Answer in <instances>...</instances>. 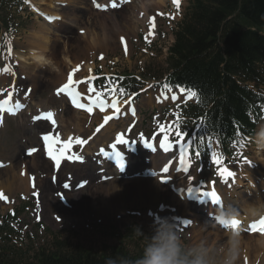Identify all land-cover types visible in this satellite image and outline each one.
<instances>
[{
    "label": "rangeland",
    "instance_id": "rangeland-1",
    "mask_svg": "<svg viewBox=\"0 0 264 264\" xmlns=\"http://www.w3.org/2000/svg\"><path fill=\"white\" fill-rule=\"evenodd\" d=\"M29 1H32V4H37L40 0H23L25 8L22 6L21 9L15 10V12L11 11L14 18L21 24L14 36L17 46L16 55L26 52L27 42L32 40L34 34L40 30L42 31V25L47 26L46 24L50 22L48 19L45 22L44 19L33 14ZM109 1L56 0L53 6H55L54 11L59 15L52 14V16L55 15L56 17H53L58 18V20L55 19L56 21L51 22L52 27L46 33L48 42L43 52L50 64L38 65L33 71L29 67L30 74H26L16 62L15 54V58L13 56L8 58V66L12 70L0 75V91L5 90V93L7 92L14 76L18 91L16 96L19 100L26 96L27 89L32 87V90L27 96V98L29 96L30 98L22 106V112L19 111V117H6L4 124L0 125V160L3 163L6 162L4 169L10 170L13 167L14 172H18L23 164L26 165L30 180L35 179V186H37L36 182L42 180L44 182L43 187L50 184L48 179L39 178L43 174L42 172H45L44 169H50L49 164H52L47 158L41 157L43 155L41 136L50 132L52 126L50 127L44 118H33L39 116V113L43 110L45 112L53 111L55 125L58 126L62 121H65L66 125L69 118L74 116V118H81L80 130L85 131L82 127L84 118L80 114H72L67 111L69 106L71 107L68 98L62 97V95H60L62 98L59 95H54L55 89L61 83H66V72L69 67V69H72L68 65L69 61L74 62L76 59H80L78 61L80 63L79 69L75 73L79 77L81 76V79H87L88 84L89 77L96 74L94 70L97 68L99 69L98 75L105 76V78L113 68L117 72L127 71L136 75L137 78L142 77L147 81V85L136 100L138 116L132 121L131 117L122 113L120 119L110 122L113 125L109 130L100 127L102 130L97 133L99 122L104 118V115L98 109L101 114L97 116V119L92 120L94 117L89 118V121H93L91 128L86 133L78 132V134L80 133V140H87L89 136L97 135L89 140L88 150H84L87 146L86 143H83V145L76 143L72 148V153L79 155L78 160L63 162L58 167L57 172H59L61 179L59 176L57 180L59 185L53 186L54 188L49 191L48 197L51 198H49L50 202L45 207L41 206L44 196H41L42 194L38 188L33 190L36 191L35 194L30 190L28 196L22 191H16V194L11 191L6 192L5 189L8 188V181L6 182L7 172L5 170L1 171L0 192L9 198L11 203H7V205L0 200V220L2 221L0 222L2 224L0 225V244L9 247L16 252V255L25 259L31 258L40 247L51 245L55 238L65 241L68 245L79 244L94 250L102 249L103 246L120 245L129 253H135L138 248L144 247L150 241L155 228L163 223L166 218L175 227L185 252L194 247L206 248L208 258L214 261L215 264H220L227 250L228 238L229 236H235V234L223 233L222 235L219 233L221 229L207 219L206 216H201L198 212L194 216V210L188 205L190 202L185 206L187 214L191 217L189 218L190 223L187 225L188 228L173 220L175 215H181L182 206L172 203L171 198L162 193H159L154 200L151 196L123 199L120 204L112 207L105 215H98L93 208L97 201L93 200L95 197L89 195V193L94 192V187L108 181L105 178L102 179V183L92 186L94 183L92 182L90 185V179L84 176L88 167L96 170L95 173L100 170L105 171L103 164L109 162L107 160L109 158L105 154H103L105 156L102 157V160L97 156L94 158L95 155H98V150H102V153L103 151L107 152L109 150L108 146L113 142L112 137L116 133L128 141L129 148L133 147L134 149L142 148L141 139L152 140L156 136L166 138L165 133L161 131V127L164 125L172 126L173 122L181 118L182 109L194 102L193 98L186 99L183 96L177 101L164 99L161 96L162 89L152 80L156 75L162 77L166 72L167 50L172 39L171 32L186 11L189 0H181L179 11L176 10L175 13L169 15L156 14L155 9L150 5L146 7L145 13L138 12L139 0H133L130 3L125 0H122V2L118 0L117 4L122 5L118 9L111 7ZM160 1H162L160 6L162 8L165 0ZM166 1L168 3L172 0ZM97 4L102 6L98 8ZM34 7L36 6L34 5ZM47 8V6H41L44 11ZM150 18H154L155 24L151 35L149 34ZM103 23L106 24L105 30L102 27ZM121 30L123 32L120 33ZM104 32L109 35L108 48L104 49L101 46L102 44H99L101 47L98 49L84 50V54L80 53L84 44L86 45V42L92 41L91 37L97 40L101 39L102 36L100 35ZM83 55H87L91 59L84 60ZM2 56H4V59L7 57L4 54ZM75 65L77 68L78 65ZM13 71L14 75H12ZM61 73L63 75L62 79L58 81ZM108 83L107 80L105 82L101 81L98 85L99 90L105 92ZM89 85L98 92L93 84L90 83ZM85 86L77 87V89L85 88ZM110 92L113 95L104 97L106 100L116 98L118 102L122 101L125 104L126 100L121 97L119 90ZM93 93L95 94V92ZM93 93H89L86 86L82 99L88 102L84 97L86 95L95 97ZM158 97L164 100L158 101ZM24 100H26L25 97ZM61 111H64V113ZM71 129L72 124L70 123H68L67 129L59 127L58 136L63 139L67 134H70L71 136H68L72 137L75 130L72 131ZM178 130L181 132V128ZM167 137L174 143L178 139L176 134L171 133ZM259 139L264 142L263 122L258 126L253 140H246L241 148H232L228 155H223L219 144L212 138L210 150L207 151V148H205L204 153L191 155V165L188 172H185V177H183L187 182V187L213 188L217 196L223 199L224 205L222 207L224 206L223 209L227 214L229 213L228 215H244L252 212L255 215L259 209L264 210V145H261L262 149H258L260 147ZM103 143L106 146H102ZM36 145L41 150H37ZM30 149L37 150V153H34L35 156L32 155L33 153H29ZM137 153L140 154V151ZM16 154H19L20 161ZM67 154L71 153L67 152ZM213 154L220 159L224 169L235 174L234 177L221 176V165L214 163ZM12 156L15 157L11 159ZM132 157L135 161L141 162L145 159L142 155L138 159L135 155ZM21 161H24V163ZM30 161L35 163L43 161L44 167H36V165L33 167L30 165ZM130 162L131 160H129ZM92 163L94 164L92 165ZM36 176L39 178H36ZM95 177L97 176L95 175ZM156 177L159 179L160 175L157 174ZM153 179L151 178V180ZM200 179L204 180V185H201ZM237 180H241L239 186ZM69 182L74 183V187L71 188V191H74L73 196L69 195L70 192L64 188V185ZM243 183L247 185L244 186ZM82 184L85 186L81 187ZM161 184L164 185V183ZM229 184L231 187H228ZM127 185L125 184V186ZM163 187L165 188V186ZM57 193L64 195L63 198L69 206H63L57 201V199H60ZM77 203H79V206H76ZM172 208H175V210L173 211ZM137 228L140 229L141 235L136 234ZM215 230H217L218 236H216ZM241 233L236 235L241 245V257L237 264H258L259 258L264 256V247H261L258 252V257L259 253L261 254L260 257L256 260L254 258L256 253L254 242L259 236L250 235L247 230Z\"/></svg>",
    "mask_w": 264,
    "mask_h": 264
},
{
    "label": "trees",
    "instance_id": "trees-1",
    "mask_svg": "<svg viewBox=\"0 0 264 264\" xmlns=\"http://www.w3.org/2000/svg\"><path fill=\"white\" fill-rule=\"evenodd\" d=\"M11 1L0 0V21L7 30L13 26L7 7L18 0ZM173 36L163 82L196 90L198 102L187 115L202 121L225 150L240 143L239 132L251 136L264 105V0H191ZM124 76L126 88H139L133 76ZM143 248L94 250L55 238L25 259L0 244V264H107L109 259L126 264Z\"/></svg>",
    "mask_w": 264,
    "mask_h": 264
},
{
    "label": "bare ground",
    "instance_id": "bare-ground-1",
    "mask_svg": "<svg viewBox=\"0 0 264 264\" xmlns=\"http://www.w3.org/2000/svg\"><path fill=\"white\" fill-rule=\"evenodd\" d=\"M55 1L56 0H40L35 5L37 10L35 9V7H34V9L36 11H38V12H43V9H41V6H47L48 7L47 10H49V11H47L46 9H45V11L48 12L49 14H55L57 16L59 14H57L54 11L55 10L54 9L55 6H53ZM138 3H139V7L137 8L138 9L137 11L138 12H144V13L146 12V7H149V5H150V7L154 8V9H156V8L159 9L160 6L162 5V1H160V0H159L158 3H155V4H151L150 0H139ZM55 15H53V16H55ZM111 20H113V19H111ZM51 22L52 21H50L49 24H46L47 26L42 25V31L40 30L39 32L34 34V37L32 38V40L27 42L28 45H27L26 52H24L21 55H16L15 54L16 55V59H17L16 62H18L20 67L23 69L24 73L30 74L29 70L31 69L33 71V69L36 66H38V65L39 66H45V65L50 64V61L48 60V58H46V56L44 55L43 52H44V50L46 48V45H47V42H48V37L46 36V33H47L48 30H51V27H52ZM127 22H128V20H127ZM102 27L105 30L106 24L103 23ZM121 32H123V31L121 30L120 33ZM100 36H102V37H101V39H98V40L95 39L94 37L93 38L91 37L90 39L92 41L86 42V45L84 44V46L80 50V53L84 54V50L91 51V50L98 49L101 46L104 49L108 48L107 40L109 38V35L106 32H104ZM99 44L100 45L102 44V45L99 46ZM83 58H84V60H90L91 59L87 55H83ZM79 60L76 59V61H74V62L69 61L68 65L71 66V68H75L76 69V65L75 64H77L79 66L80 65V63L78 62ZM25 63H27V64H25ZM68 65H66V66H68ZM51 66H53V65H51ZM29 67H30V69H29ZM88 67L90 68L91 66L89 65ZM69 68H68V70H69ZM70 72H72V69L70 70ZM75 75L76 74H74V76ZM62 76L63 75L61 73L60 77H58L59 78L58 81H61ZM67 76H68V74L66 72V76H65L66 77V81H67ZM78 79L79 78L76 75L75 76V80H78ZM63 84H61V85H63ZM80 86H85V85H78V87H80ZM85 88H86V86H85ZM85 88H79V90H78L81 93V99L84 96L83 92L85 91ZM175 94L178 96V92H175ZM62 95H64V94H62ZM168 95L170 96L171 94H168ZM58 99H59V97H58ZM157 100L159 101V100H164V99L163 98L159 99V97H158ZM84 101L85 100H83L82 102L85 103V104L88 103V102H86V101L84 102ZM85 110L86 109H84L83 111H85ZM67 111L71 112L72 114L73 113L74 114H80L81 117L84 118V121L82 122L84 124H83L82 127H83V129L85 131L80 130V128H81L80 127L81 118H74V116L69 118L68 123L72 124V129L71 130L72 131H73V129L75 130L74 131L75 133L73 132V134H72L73 140H75V138H77V137L80 138V133H86L87 130L89 128H91V125H92V122H93L92 120H96L97 116L99 114L102 113V115H104V117H105L106 115L109 116L110 114H112L114 112L111 108H106V110L104 112L99 113L98 112V108L97 109L93 108V110H92L93 113L92 114H85L84 112L77 111V110L73 109L70 106L67 109ZM73 111H75V112H73ZM61 112L64 113V111H61ZM122 113H124L125 116L127 115L125 110H123L119 114L120 118H121V114ZM90 117H94V119L89 121ZM113 121L114 120H111L110 122H113ZM46 123L48 125H50V127L51 126L54 127V128L51 127L50 130L55 132V133L60 131L59 127L67 129V126H68V123L65 125V121H62L61 124H59L58 126L55 125V123L53 124V123L48 122V121ZM112 125H113V123H110L109 125H107L105 127L106 130H109L112 127ZM56 129L58 131H55ZM79 131H82V132H80L78 134ZM68 135H70V134H67L66 137L63 138L62 140L60 139L58 134L56 135L57 143L54 144L53 149H65V151H64L65 153L63 152L62 156H61L60 152L53 153V155H56V156L61 158L60 163L62 162V160H63V162L72 160V159H68L67 158V152L72 153L73 152L72 148L76 145V143L73 142L69 146L65 147V142H67L69 137L71 136V135L70 136H68ZM118 136L119 135L116 133L112 137L115 143L117 142V137ZM105 143H107V142H105ZM105 143H103L102 146H104V145L106 146ZM259 143H260V147L258 146L259 147L258 149H262L261 145H264V142L262 140H260ZM77 144H79V143H77ZM159 144H160V139L155 141V146H156V150L155 151L153 149L147 148V149H144L146 151L140 152V154H138L137 152L136 153L130 152L129 153V158H130L131 162H130V165H129V169L126 172L124 170H120L118 168L116 162L113 161L114 158L110 155L112 153L113 149L110 146H108L109 150L107 152L105 151L107 156L109 157V159H107V160H110V162H107V163L103 164V166L105 167V171H107V172H105L104 170H100L98 173H95L96 170H92L90 167H88L87 170H85L86 174L84 176H86L87 179H90V185H91L92 182L94 183V184H92V186L102 183V179H105V178L108 179V181H106L102 185L94 187V192L93 193H89V195H92L93 197H95L93 200L97 201L94 204L93 208L97 211L98 215H105L107 213V211L111 210L112 207L120 204L123 201V199H127V198L132 199V198H137V197L146 198V197L151 196L152 199L154 200V198H156L159 195V193H162L163 195H166V196L168 195L171 198V202L172 203L182 206V210H181V216L182 217L188 216L187 218H191V217H189V215L187 214V210L185 209V206L188 204V202H190L188 205H190V208L194 210V213H193L194 216H196L198 213L201 216H206V215L203 214V213H206L208 215L206 217H208L209 219H211L210 217H213L214 219H216L218 221V222L216 221V224H218V226L224 230V232L222 230L219 232L222 235H223V233H231V234H228V235H232V233L234 232L232 230V228L237 229L234 233L240 234L241 232H243V230L246 228V226H250L253 223H256L257 221H260L261 219H264V210H261V209H259L258 212L255 215L252 214V213H254L252 211H251L252 213H247V214H244V215H239V214H230V215H228L229 213L227 214L225 212V210L223 209L224 206L222 207V205H224V201H223V204L221 202V204H219V205L212 203V201L201 202V197L194 193V190H197L198 188H194V189L188 188L187 187L188 186L187 182L183 178L184 175H185L187 166H186V161L185 160L181 161L179 147L177 146L178 149H175L173 151H169V150L165 151L164 149L160 148ZM88 145L89 144H87V146L85 147L86 149H84V150H88L89 149ZM36 147H37V150L40 149V147L38 145H36ZM37 150L34 151L35 154L37 153ZM117 150L121 154H123L125 152V147L121 146V145L120 146L117 145ZM98 151H99L98 155H95L94 158H96V156H97L98 158H100L102 160V157L104 158V156H105V155L103 156L104 151H103V153H102V150H98ZM35 154L33 153L32 155L35 156ZM16 155H18V159L20 161L21 158L19 157V154H16ZM133 155H135V157L137 159L139 158V156L142 155L143 158H145V159L142 162L138 161V160L135 161V159L132 157ZM15 156H12L11 159L13 157H15ZM73 156H75V154H73ZM41 157H43V158L45 157V159L47 158V160L51 161V163H52V164H49V162L47 161L49 166H50V169L49 168L44 169L45 172H42L43 173L42 175L40 173V175H41L40 178L38 177L39 175L36 176V178H39V179H45L46 178V179H48L50 181V184L45 186V187H43V185H44L43 180L40 181V182H36L37 186L34 185L35 184L34 183L35 179L34 180L33 179L30 180V178H29L30 175L28 174V169H27L26 165H24V164H23V166H21V168L19 169L18 172H14V168L13 167L10 170L9 169H4V167L6 165V162H4L0 166V172L3 171V170H5L7 172L6 173L7 174L6 182L8 181L7 182L8 183V185H7L8 188L5 189L6 192H10L11 191V192L15 193L16 191H22L24 194H26L28 196V194L30 193V190L32 191V193L35 194L36 191H33V190L38 188L40 190V193L42 194L41 196H44L42 198L43 199V203H42L41 206L45 207L50 202L49 198H51V197H48L49 191L52 190V188H54L53 186L59 185V182L57 183V180L59 179L60 174H59V172H57L58 166L55 164L56 162L52 158V156H50L49 154L44 153ZM104 162H106V161H104ZM22 163H24V161ZM44 163H46V162H44ZM93 164L94 163H92V165ZM30 165H32L33 167L35 165H36V167L37 166L44 167L43 161H38L37 163H35L34 161H30ZM165 165H167L168 168H169V172L166 173L167 175H166V178H165V181H168L167 184L165 183L164 185H162L159 182L158 178H154L153 180H151L149 175L153 174V173H158V174L160 173L161 174V171H163V167ZM47 171H50V172H47ZM122 171L124 173H122ZM95 175L97 177H95ZM60 179H61V176H60ZM68 180H70V179L68 178ZM239 181H241V180H237L236 181L238 186H239ZM125 184H128V185L125 186ZM67 185H69L68 189L65 188V185H64V188L68 192H70L69 195L74 194L73 193L74 191L73 192L71 191V188L74 187V183L69 182ZM243 185L245 186L247 184L243 183ZM163 186H165V188ZM250 186H251V184H250ZM228 187H231V185L229 184ZM207 190L209 192L214 191L212 188H208ZM76 192H78V191H76ZM57 195L60 198V195L58 193H57ZM63 197H64V195L62 194L61 198L59 200L57 199V201L60 204H62L63 206H69V204H67V202L65 201V199ZM8 203L10 204L11 202H8ZM195 203H196V205H198L197 207H194ZM76 206H79V203H77ZM250 210H251V208H250ZM53 217H55V215H53ZM195 220H197V219H195ZM225 220H236L237 223H236V225L230 226L231 229H227V228L225 229V227H223V225H225V223H224ZM215 234H216V236H218L217 230H215ZM252 235H258L259 236V238H257L255 240V242H254L255 243L254 247H255V250H256L254 258L256 260L261 255L259 253V257H258V252L260 251V248L264 247V233H260L258 231L257 233H254ZM233 237L238 239V237L236 235L233 236ZM258 262H259L258 264H264V256L259 258Z\"/></svg>",
    "mask_w": 264,
    "mask_h": 264
},
{
    "label": "snow or ice",
    "instance_id": "snow-or-ice-1",
    "mask_svg": "<svg viewBox=\"0 0 264 264\" xmlns=\"http://www.w3.org/2000/svg\"><path fill=\"white\" fill-rule=\"evenodd\" d=\"M180 2L181 0H172V3L176 6L177 11H179L180 9ZM98 8L101 7V5L97 4L96 5ZM111 6L113 8L117 7V2L116 0H112V4ZM49 21H52L53 19H58L55 17H46ZM149 24H150V31L149 34H153L152 29L155 28V24H154V18H150L149 20ZM7 53L9 56L12 55V47L11 45L8 46L7 49ZM79 66H77L76 69H73L72 72H70L67 76V81L66 83H64L62 86H60L57 89V95L60 94H64L66 96L69 97V99L71 100V103L77 107V108H81V109H86L88 112H92L93 108H98L101 112H104L106 110V108H111L114 113H119L120 112V108L117 105V100L116 99H112L111 103L109 104L107 102V100L104 98V94L100 93V92H96L95 89L92 86H89L88 88V92L89 93H93L95 92V97H93L92 95H88L86 97H84V99H86L88 101L87 104L81 102V93L79 91H77V86L82 83V81L80 80H74L73 79V75L76 71H78ZM11 69L9 66H5L2 69H0V72H4V73H8L10 72ZM13 75L15 73H12ZM162 92H161V96L164 99H172V100H177L180 97H178L175 92L178 91L181 96L185 97L186 99H192L194 97H197V92L193 89H188L185 87H181L179 85L176 86V89H173V86H171L169 83L165 82L162 86ZM119 92L121 94H124L125 90L123 88L119 89ZM168 94H171L170 96ZM12 92L8 93V98L4 99V100H0V114H3L4 112H8L9 114L15 115L16 111L22 107V105L17 101L14 104H12ZM107 95L112 96L113 93L112 92H108ZM130 100H126L125 103H130ZM11 105V106H9ZM49 119V120H53V113L51 112H47V113H43L42 116H37L34 117L33 119ZM113 118V116H108L106 115L104 117V121L105 123H107V121L111 120ZM55 121L53 120V123ZM172 130V126L170 125H164L161 127V131H163L165 133V136L167 137V133L168 131ZM176 136L178 137L176 144L179 147V151H180V157H181V161L184 160L187 150L190 147V145L193 143V141L191 139L187 140V142H185L184 140V136L185 134L180 132L178 129L175 132ZM46 145L49 147V155L52 156V158L54 160L57 161V163H59V158L56 155H53V152H60L61 156L63 155V152L65 151V149H53L52 148V143H56V141H51L50 143V137L48 135H45L43 137ZM201 140H203V137L200 138ZM84 143V141L80 140V138H75V140H73L72 137H69L68 141L65 142V147L69 146L71 143ZM128 141L125 140L122 136H118L117 137V142L110 145V147L113 149L112 153L110 154L116 161V164L118 166V168L120 170H123L124 168V161H123V157L121 155V153L117 150V145H122V144H127ZM169 143H171V141H169ZM144 145L150 149H153L154 151L156 150V146L152 143H149L148 141H144ZM209 147H211V140L209 139ZM241 146H243L241 144ZM160 147L162 149H164L165 151H167V147L164 141L160 142ZM31 151H35V149H32ZM197 155H199V153H197ZM77 159H79V157H76ZM213 160L214 163H216L217 165H221V161L218 157L215 156V154H213ZM163 172L164 173H168L169 172V168L167 165H165L163 167ZM221 176H227V177H234V173L224 169L221 165V171H220ZM81 187L85 186V185H80ZM69 185H65V188H68ZM201 195L204 197H208L211 199L212 203L214 204H221L220 198L217 196V194L215 193V191H200ZM0 200H5L7 201L8 198L2 193L0 192ZM185 225L189 224L190 221H185L183 222ZM225 226H232L235 225L237 223L236 220H225L224 221ZM249 230L250 231H256L259 230L261 232H264V219H261L260 221L253 223L252 225L249 226Z\"/></svg>",
    "mask_w": 264,
    "mask_h": 264
},
{
    "label": "clouds",
    "instance_id": "clouds-1",
    "mask_svg": "<svg viewBox=\"0 0 264 264\" xmlns=\"http://www.w3.org/2000/svg\"><path fill=\"white\" fill-rule=\"evenodd\" d=\"M159 0H151L152 4ZM136 234L141 235L140 229ZM227 250L220 264H237L241 257L240 240L229 236ZM107 264H116L115 259H109ZM126 264H215L208 258L207 249L194 247L184 251L182 241L173 224L166 218L154 231L150 241L145 244L142 255L135 261H127Z\"/></svg>",
    "mask_w": 264,
    "mask_h": 264
}]
</instances>
